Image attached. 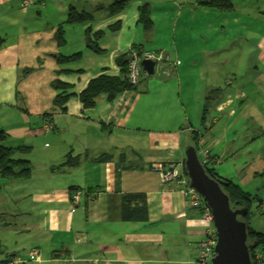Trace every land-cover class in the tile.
<instances>
[{
  "label": "crops",
  "instance_id": "1",
  "mask_svg": "<svg viewBox=\"0 0 264 264\" xmlns=\"http://www.w3.org/2000/svg\"><path fill=\"white\" fill-rule=\"evenodd\" d=\"M36 2L39 0L24 9L22 0H0V36L4 39L0 48V128L8 133L7 146H31V150L17 153L29 157L34 170L35 154L39 156V150L43 149L37 160L46 166L39 178L48 186L32 193L29 202L37 211V219L30 218L17 225L22 230L33 231L36 244H40L36 248L40 259L30 258L42 264H191L197 257L206 224L200 209L193 207L190 199L183 195L184 185L176 181L163 182L154 164L184 160V136L196 131L200 145L209 149L208 158L201 152L202 159L212 160L208 164L217 172L218 168L224 170L223 159L237 156L239 148L229 142L227 133L229 126L239 120H247L244 122L251 126L247 137L263 141L259 149L264 146V112L261 111L264 110V34L256 35L249 29V23L245 24L237 15L231 16L234 21H241L247 30L243 44L251 47L252 56L245 54L244 62L239 63L240 58L228 67L234 78L228 77L225 81L228 97L216 106V111L224 112L236 105L239 112L231 109L227 129L210 126L208 130L204 129L201 103L207 97L210 84L205 89L202 84L201 89L196 86V92L203 91L204 97L197 109L193 108L191 117L182 94L183 79L188 78L190 67L196 66L201 80L205 76L209 79L214 69L220 67L214 54L218 48L210 41L204 43L209 54L201 57L199 50L193 55L189 39L182 44L175 39L177 20L173 25V44L148 40L138 27L140 2L132 9L127 7L109 17H99L96 23L94 19L70 24L66 18L39 26L30 22L37 19ZM53 2L60 12L59 19L74 5L66 0ZM200 10L208 17L209 27L218 31L225 28L229 19L224 16L225 11L220 13L217 9L199 6L197 0L181 3L180 11L189 19L194 13L197 18ZM209 15L217 18L222 15L226 19L219 23ZM118 20L122 27L109 30V25ZM205 22L200 19L196 27H202ZM60 25L64 29L63 45L56 38ZM191 25L189 23L190 28ZM184 26L180 31L187 28ZM89 28L92 32L105 30L99 41L101 53L87 46ZM248 35L255 36L249 39ZM149 43L151 47L147 46ZM135 46L170 54L176 61L175 66L167 64L170 76L147 78L126 90L122 97L121 92L114 100L103 94L93 108H84L77 95L70 98L64 112L54 105L53 99L61 88H56L53 81L60 79L69 85L66 93L79 94L100 75L122 78L123 68L116 59ZM76 53L82 54L77 60L59 61L60 56ZM247 75L261 80H249ZM211 83L217 85L212 89L222 90V80ZM51 110L55 126L45 132L42 128L44 113ZM195 114L199 125L194 124ZM213 119H217V124L220 122L216 116ZM58 135L60 139H56ZM48 140L53 141L52 146L48 145ZM249 147H243L238 153L249 157V152L256 149ZM69 152L77 158H72L63 169L50 168L67 161ZM238 163L241 162L236 161L237 166ZM238 168L239 173H243L244 168ZM253 170L254 174H261L263 169L260 166ZM67 175L73 176L68 178ZM73 187L85 191L84 202L76 206L71 198ZM128 206L134 210L125 217L122 211ZM2 225L8 224L3 222ZM43 247H47L44 253ZM9 249L4 252V258L10 259V264H27L17 248L11 252Z\"/></svg>",
  "mask_w": 264,
  "mask_h": 264
},
{
  "label": "rangeland",
  "instance_id": "2",
  "mask_svg": "<svg viewBox=\"0 0 264 264\" xmlns=\"http://www.w3.org/2000/svg\"><path fill=\"white\" fill-rule=\"evenodd\" d=\"M66 1L68 2V4L76 5L80 10H87L92 12L95 16L94 18L95 21L93 22L96 23L99 20L98 19L99 17L111 16L110 12L106 7L115 0H66ZM137 2H140L141 4L149 3L152 16L155 22L154 28L150 32H146L141 23L138 24L141 34L147 37L148 40L151 41L153 39L156 44L158 43L173 44L174 43L173 25H174V21L177 20L175 39L180 44L184 43L185 39L186 40L189 39L191 45V51L193 55H195L199 50L200 51L198 52V55L201 57H204L203 55H207L210 53L208 52L209 48L204 44L205 41L206 42L210 41L209 43L214 45V47L218 48V50L214 54L217 55V59L220 67L218 69L217 68L214 69L216 71L214 72V74L210 75L211 77L209 79L207 76H205L204 79L202 80L199 79V77L197 76L196 66L190 67L189 69L190 74L188 78L183 79L184 92L182 94V97L185 102L186 108L188 110L189 116L191 117L193 114V108H195L196 110L197 106H199V101L201 103V97H204L203 91L201 94L196 92V86L198 85V87L201 89V84H202L203 86L202 89H205L207 85L210 84V86L206 90L207 92L206 96L211 94L209 95L211 97L207 99V97L205 96L206 97L205 101L201 103L202 110H204L205 106L207 107V116L206 119L203 120V123L204 122L206 123L204 129L207 128L209 130L210 126L212 127L216 126L219 130L227 129V124L229 121L228 115L230 114L231 109L233 108L234 110H238L239 112V107L236 105H233L228 109H225L224 112L216 111L217 104L228 97V86L225 85V81L227 80L228 77L234 78L232 73L229 71L228 67L230 65L233 66L234 61H237L240 58H242V60L239 61V63L244 62L245 54L247 56L251 54L252 56L251 47H247L243 44L247 30H244L241 21L239 20L234 21V19H232L231 16L237 15L238 17L243 19L245 24L249 23L250 24L249 26L251 27L249 29L254 30L256 35L264 34V0H260V1L235 0L234 2L235 10L232 9L231 11H225L224 16L229 17V19L226 20L225 28L221 27L219 28V31L215 30V27L211 28L207 25L208 17L205 15L203 10H200V12H198L199 16L197 18L196 16L194 17L195 15L194 13L193 14L194 18L192 17V19H189V16L185 15L184 11H180L181 3H183V0H128V3L124 8V10H126L127 7H129V9H132L134 8V5L135 7H137L138 6ZM36 4L38 5L39 8V12L38 11L36 12L37 19L30 20V22H35V24H39V26L42 25L46 26L48 22L57 23L67 18V15L65 14L64 17H62V19L61 18L59 19L60 12H58V10L56 9L55 6L57 5L53 2V0H39V2H36ZM218 11L221 13L220 10ZM209 16L210 18H213L215 22L218 21L219 23L225 21L226 19L222 15H220L218 18L213 17L212 15ZM200 19H202V21H206L205 25H203L202 27H196L195 23L199 22ZM189 23H192L191 28L189 27ZM183 25H185L187 28H185L184 31H180V28ZM199 31H201V33H198ZM254 36L248 35L247 37H249V39H252ZM202 45H204V47L201 50L200 48ZM249 45L251 46V41L249 42ZM147 46L151 47L152 45L151 43H149L147 44ZM156 76L161 78V76L157 75L156 73L149 74L147 78L153 79ZM247 79L261 80L259 78H255L248 75H247ZM220 80H222L223 83L222 90H217L215 91V94L212 95L213 94L212 90H214L212 88H215L217 85L212 86L211 82L213 81L216 82ZM192 97H193V101L191 100ZM261 111L264 112V110ZM214 116L220 119V122L218 124L217 122H215L217 119L216 120L213 119ZM193 120L195 125H199L196 114L193 117ZM244 121L239 120L236 123H233L229 126L230 131L227 133V139H229V142L231 143L234 142L233 146L239 149H237L235 153V155L237 154L235 159H229V160L223 159L224 160L223 165L225 166L224 170H220L221 168H218L219 170L217 173L220 174L222 178L231 179L232 181L240 184L242 187H244L246 190L252 193H258L260 197L264 199V146L259 149V145L263 143V141L249 139L247 137L246 132L250 134L249 130L251 126L249 122H244ZM244 125H245V130L243 129ZM171 128H175V127L171 126ZM60 137L61 136L58 135L56 139H60ZM47 142L48 145L52 146L53 141L48 140ZM62 143L65 145V142ZM189 143H192L191 131L187 132L184 136V140H183L184 148ZM248 146H250L249 149L256 148L255 150H251L249 152V157L247 156L244 157L240 153H238V151L242 150L243 147L246 148ZM203 149L206 150L208 148H206L205 145L203 144ZM42 150L43 149L39 150V156L38 154L37 155L35 154L36 166H35V170L33 171V175L30 179L23 181L22 180L16 181V180L0 177V259L4 258L5 256L4 252L7 251V248L9 247L10 248L9 252H11L13 248L15 250L17 248V250L20 252L19 254L23 256L27 264H42L41 262L35 261V259H31L29 256V252L36 250L34 248L37 247L39 248L40 246V244L39 245L36 244L37 238L34 232L28 230H22L20 226H17L22 222L29 221L30 218L37 219V211L35 209L33 210L32 203L29 204V202L32 199L31 194L34 193L39 188L48 186V184L42 182V180L39 178L40 171L46 168L43 162L37 160L38 158L40 159V153L43 152ZM213 150L216 149L213 148ZM201 152L202 150L199 149L200 154ZM259 153L262 156L260 157L257 156V154ZM15 156L24 157V154L17 153ZM236 161L241 162L238 163V166L241 169L244 168L243 173H239L240 170L236 164ZM160 165L166 166V164L164 163H156L154 164V168L158 170L156 166H160ZM260 166H262L263 169L262 173L254 174L255 171L253 169H255V167H260ZM71 176L73 175H67L68 178H70ZM160 176L162 177V174H160ZM173 179L174 178L167 181L170 182ZM20 193L27 196L20 195ZM26 197L28 199L25 200ZM76 205L77 204H75L74 206ZM23 211H27V214H25ZM15 214H17V216ZM251 217H252L251 220L253 227H255L259 231L264 232V204L262 205L260 200H255L253 202ZM3 222L7 223L8 225L3 226L2 225ZM43 248H42V253H44L47 250V247L46 248L43 247Z\"/></svg>",
  "mask_w": 264,
  "mask_h": 264
},
{
  "label": "trees",
  "instance_id": "3",
  "mask_svg": "<svg viewBox=\"0 0 264 264\" xmlns=\"http://www.w3.org/2000/svg\"><path fill=\"white\" fill-rule=\"evenodd\" d=\"M33 3V2H32ZM128 3V0H115L114 2L110 3L106 8L110 12L111 15L120 13L124 10ZM197 4L217 9L220 11H231L234 9L235 3L233 0H197ZM28 7V6H27ZM95 18L94 14L87 10H80L75 5H70L66 22L70 24L75 23H87L93 21ZM139 22L143 25L144 30L146 32H150L154 28V19L152 17V12L150 9L149 3H144L139 6ZM122 27L121 20H118L114 22L113 24L109 25V30H119ZM105 30H97L95 32H92V29L89 28L87 30V46L94 50L95 52L101 53L103 49L99 45L100 39L104 36ZM56 38L59 41V44L63 45L65 43L64 39V29L62 25L59 26ZM4 44V39L0 36V48ZM129 49H135L139 52L143 50H151V49H142L141 47H130ZM129 49L117 57V63L121 65L123 68V77H115V76H109V75H100L97 78H94L90 81L89 85L86 89H84L79 94L75 93H66L67 89L69 88L68 83L61 81L60 79H57L53 81V85L56 88H61V92H59L53 99L54 105L57 106L59 111H66L67 110V103L70 100V98L74 95H77L79 99L81 100L84 108H93L96 106L99 96L101 95H107L109 100H114L117 95H119L121 92L125 90H129L131 88H134L136 86H132L127 77V60H128V53ZM159 51V50H158ZM82 54L76 53L71 56H60L59 61L61 62H68V61H74L80 58ZM221 90L220 88L214 89L213 94H215V91ZM211 95V94H209ZM207 96V99L211 96ZM44 123H43V130L45 132H49L54 129L55 123H54V113L53 111H49L47 113H44ZM207 116V107L205 106L203 110V120L206 119ZM45 123L50 124V128H45ZM192 136V144L195 145L198 149L200 148V135L196 131L191 132ZM8 138V133L5 129L0 128V177L16 180V181H23L30 179L33 175L34 171V163L33 161L27 157H16L18 150L22 151H29L31 150V146L26 145H19V146H7L5 144L6 139ZM190 144V143H189ZM201 156V155H200ZM72 158L76 159L77 157L73 156L72 152H69V154L66 157V160L64 163L59 164L58 166H51V169H63L62 167H66L69 165L68 163L72 160ZM202 159V157H201ZM203 160V159H202ZM185 161V157H184ZM212 160L204 161V164L207 168V172L220 181L222 184L223 189L225 192L228 193L231 199V205L232 207H247L248 212L244 216H240L241 219L247 221L248 223V243L252 245V248L250 250L251 258L253 261H255V253L257 251H260L264 253V232L257 230L252 225V204L255 200H260L262 204H264V200L260 197L258 193H252L248 190H246L244 187H242L240 184L232 181L231 179L222 178L220 174L217 173V171L210 167L208 163H210ZM79 188L73 187L71 188V198L73 197V193L76 192ZM83 189V188H82ZM261 198V199H260ZM134 209L128 206L127 208L123 209L122 214L123 216H130L132 215L130 211H133ZM130 212V215L128 214ZM13 262H11L12 264ZM0 264H10V259L4 258L0 259Z\"/></svg>",
  "mask_w": 264,
  "mask_h": 264
},
{
  "label": "water",
  "instance_id": "4",
  "mask_svg": "<svg viewBox=\"0 0 264 264\" xmlns=\"http://www.w3.org/2000/svg\"><path fill=\"white\" fill-rule=\"evenodd\" d=\"M149 74L155 73V61L143 60ZM185 171L190 187L200 193L214 216L217 230L216 254L213 264H254L248 243V223L240 218L247 207H232L231 199L220 181L212 177L201 159L199 149L192 143L184 148Z\"/></svg>",
  "mask_w": 264,
  "mask_h": 264
},
{
  "label": "built area",
  "instance_id": "5",
  "mask_svg": "<svg viewBox=\"0 0 264 264\" xmlns=\"http://www.w3.org/2000/svg\"><path fill=\"white\" fill-rule=\"evenodd\" d=\"M33 1L34 0H22V7L25 8L29 6ZM144 59L155 61V73L161 77H169L171 74L170 70L167 68V64H172L174 66L176 64V61L164 50H143L139 52L135 49H129L127 77L132 86H138L149 75V72L145 70L143 66ZM124 92H126V90L122 92L120 97L124 96ZM45 128L49 129L50 124L45 123ZM200 149L203 154L208 157L209 149L204 150L202 145H200ZM156 168H158V171L162 174L161 178L163 182H168L167 180L174 178L172 181H176L179 185H184L183 195L190 199L193 207L200 209L202 220L206 224L204 238L198 245L197 257L191 264H212L213 257L216 254L215 246L217 243V230L214 225V216L204 197L194 188L190 187L189 179L185 171L184 160L169 162L166 166L160 165L156 166ZM84 198L85 191L83 189H78L73 193L72 203L74 205H78L81 202L83 203ZM37 250L38 249L33 251L30 250L29 256L31 258L40 259V251ZM12 264L15 263L13 262ZM254 264H264V255L262 252L257 251L255 253Z\"/></svg>",
  "mask_w": 264,
  "mask_h": 264
},
{
  "label": "clouds",
  "instance_id": "6",
  "mask_svg": "<svg viewBox=\"0 0 264 264\" xmlns=\"http://www.w3.org/2000/svg\"><path fill=\"white\" fill-rule=\"evenodd\" d=\"M200 149V148H199ZM213 264V263H212Z\"/></svg>",
  "mask_w": 264,
  "mask_h": 264
}]
</instances>
